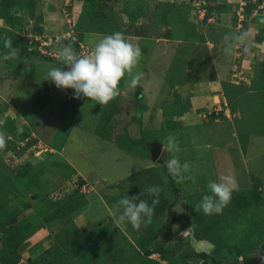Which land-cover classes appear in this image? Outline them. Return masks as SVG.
Wrapping results in <instances>:
<instances>
[{
    "label": "rangeland",
    "instance_id": "374dc122",
    "mask_svg": "<svg viewBox=\"0 0 264 264\" xmlns=\"http://www.w3.org/2000/svg\"><path fill=\"white\" fill-rule=\"evenodd\" d=\"M16 2L0 0V132L6 136L0 150V255L19 253L16 264H261L264 49L257 47L255 18L264 12V0H56L46 8L58 12L51 18L61 21L56 30L44 28V0H24L13 13L9 4ZM214 10L233 12V33H249L247 51L237 45L227 54L224 42L213 48L216 28L204 20ZM116 32L142 49L133 69L143 73L137 85L126 74L119 95L101 106L46 79L52 67L67 70L57 59L62 45L72 42L82 54ZM144 37L173 42V58L146 54L152 45ZM9 38L19 52L5 58ZM42 42L49 55L37 50ZM210 53L218 57L221 76L232 56L244 57L243 69L234 62L226 78L238 85L221 86L225 76L212 75ZM22 59H29L23 68ZM154 63L164 73L157 75ZM147 67L153 76H146ZM210 94L215 96L207 104ZM194 96L206 98L194 104ZM169 136L179 151L167 150ZM153 142L160 144L156 160L149 154ZM172 155L191 166L185 175L195 182L173 179L164 166ZM226 173L239 191L222 212L194 211L209 192L208 181L219 182ZM250 173L257 189L250 190ZM153 185L161 192L151 223L116 228L114 204ZM142 198L152 204V197ZM40 228L46 235L34 237Z\"/></svg>",
    "mask_w": 264,
    "mask_h": 264
},
{
    "label": "clouds",
    "instance_id": "9594fccd",
    "mask_svg": "<svg viewBox=\"0 0 264 264\" xmlns=\"http://www.w3.org/2000/svg\"><path fill=\"white\" fill-rule=\"evenodd\" d=\"M248 37L247 31L239 34H226L223 37L224 51L227 54H232L237 45L247 51L245 45ZM5 47L10 49L5 58L13 57L19 52L18 48L11 47L10 38L5 41ZM142 54L139 45L129 42L119 32L93 41L89 54H77L72 42H69L61 46L57 56V59L67 66V70L64 67H52L49 69L46 79L54 83L58 89H73L77 99L82 94L103 106L119 95L118 85L126 74L131 77L133 86L139 83L143 73H133V69L138 66ZM5 147L6 136L0 132V150ZM167 150L170 153L179 151L178 141L172 136L168 137ZM164 166L177 182L185 180L195 182L194 176L185 175L191 172V166L187 162L181 164L175 155H172ZM237 187L236 179L231 173L222 174L219 177V182L209 180L207 184L209 192L193 205L194 211L197 213L202 211L205 215L220 214L231 201L232 193L237 190ZM160 192L161 188L158 185H153L146 190H141L138 195L122 197L114 204L110 213L112 224L118 229L128 223L137 230L141 224L147 227L151 223L155 208L159 203ZM146 195L153 198L151 205L142 198ZM259 258L261 264H264V255H260Z\"/></svg>",
    "mask_w": 264,
    "mask_h": 264
},
{
    "label": "crops",
    "instance_id": "0c3cea01",
    "mask_svg": "<svg viewBox=\"0 0 264 264\" xmlns=\"http://www.w3.org/2000/svg\"><path fill=\"white\" fill-rule=\"evenodd\" d=\"M22 1H24V0H17L16 4H13V5L9 4V8H11V11H13V13H15L17 11L16 10V7H15L16 5L21 10V7L23 5L22 4ZM44 2H45V6L44 7H41L42 10H44V8H45L44 13L42 14V21H43V24H44V28L45 29H52V30H56L57 28H60L61 21L59 20V18L58 19H55L54 21H51V18L52 17H54L55 15L57 17V13L58 12L57 11H54V10L50 11L49 9L46 10L47 7H51V6L53 7L54 6L53 4H56V0H44ZM257 7L259 9V7H261L260 4H258ZM210 12L208 14L209 17L207 16V18L204 21L206 22V25L208 23H212L214 26H212L210 24L208 26H212V27H215L216 28V33L214 34L213 41H212V39H210L211 42H212L211 45L213 44V46H214L213 48H215L217 44H223L222 42H224V41H220V40H223V37L226 35V33H233L234 28H235V25H234L235 23L233 21V15L234 14H233V12L231 10H223V11H215L214 10V11H210ZM211 20H212V22H209ZM255 20H256V26H257L256 29H258L256 31L260 34L259 35L260 36L259 38L261 39V41H259L257 47L259 48L260 46H263L262 48L264 49V12L262 11V14L261 15L258 14L257 17L255 18ZM237 26H239V25L237 24ZM217 30L219 31V33H218ZM221 34L223 35V37H219V36H221ZM94 37H96V36H94ZM132 37H134V39L136 38L137 40L140 39V37H136V36H132ZM144 38L146 39V41H148L149 44L151 43L150 45H152V50L151 51L149 50V52H147L146 54L151 55L153 53H156V56L158 57V59L161 58V57H164L168 61L173 58V56H174V54H173L174 53L173 48H175V46H176V45L173 44V42H171L170 40L166 39L165 37H158V38H155V40H153L150 37H144ZM129 39H130V37H129ZM250 42H251V47H252V45H256L257 44V39H256V41L255 40H252ZM261 43H262V45H261ZM213 48H210V50L213 49ZM258 48H256V49H258ZM0 53H2L1 50H0ZM215 57L218 58L216 56V54H214V53H210L209 54V62H210L211 69L213 71L212 72V75L213 76L215 75V77H217V80H218L219 77L222 78V77L225 76V74L223 76H221L220 73L218 72V69L215 68V62H216L215 61ZM261 57H264V52L263 51L261 53ZM243 58H241V60H238L237 61L232 56L231 62L229 63V69H228L227 75L224 77V79H220L219 80V82L221 83V86H223V88H225V87H228L229 88L230 87V89H232L234 87V85H238L237 81H234V80L233 81H230V80H228L226 78L229 77L230 76V73L233 72V68H234L233 65H235L234 62H236V64L239 63V66H242L241 68L243 69ZM25 60H29V59H24V60L22 59V61H20V64H21L22 68H23V66L25 64ZM158 61L159 60H156V62H158ZM156 65H158V64H155L154 63V66L156 67V69H158L159 68V65L158 66H156ZM145 70H146V76H149V77L150 76H153V74H155V72H156V71H153L150 67L145 68ZM157 71H160L159 73L156 72L157 75H161L162 73H164L162 68H159V70H157ZM240 71L243 74V71L242 70H240ZM233 73L231 75H233ZM123 84H124V81H123ZM226 85H228V86H226ZM48 89H51V88L49 87ZM45 91H48L47 90V86H46ZM214 96H215V94H213V95L210 94L209 97L207 96V99H208L207 104L210 101H211L210 103H212ZM35 97L42 98L41 95H37V94H35ZM204 98H206V96ZM204 98L203 97H196V96H194L192 102L194 104H196V103H198V101L200 99H204ZM3 101H4L5 104L8 105L9 102L7 100L4 99ZM204 102H206V99H205ZM11 103L13 105H20V104L15 103L14 101H12ZM44 105H45V103H44ZM229 120H226V121H229ZM231 121L232 120H230L229 122L231 123ZM233 121H235V120H233ZM34 132L35 131L33 129L31 133L33 134ZM40 152H41V150L37 151L35 153V156L38 155V153H40ZM71 167L74 168L73 166H71ZM38 235L39 236H41V235L45 236L46 235V230L40 228V229L37 230L36 234H34L33 236L34 237H37ZM202 247L205 248L206 246H202Z\"/></svg>",
    "mask_w": 264,
    "mask_h": 264
},
{
    "label": "trees",
    "instance_id": "16d2710c",
    "mask_svg": "<svg viewBox=\"0 0 264 264\" xmlns=\"http://www.w3.org/2000/svg\"><path fill=\"white\" fill-rule=\"evenodd\" d=\"M250 180H251V184H252L250 190L257 189L259 187L258 186V180L254 177V175L252 173H250ZM237 191H239V190H237ZM198 255L204 256L205 253L199 252ZM18 258H19V253H16L13 258L7 257L5 255H0V264H16Z\"/></svg>",
    "mask_w": 264,
    "mask_h": 264
},
{
    "label": "water",
    "instance_id": "95a60500",
    "mask_svg": "<svg viewBox=\"0 0 264 264\" xmlns=\"http://www.w3.org/2000/svg\"><path fill=\"white\" fill-rule=\"evenodd\" d=\"M43 85H44V88L46 89V83L45 82H43ZM159 151H160V144L158 142H153L150 146V151H149L150 159L156 160V158L159 154Z\"/></svg>",
    "mask_w": 264,
    "mask_h": 264
},
{
    "label": "built area",
    "instance_id": "2783aa9c",
    "mask_svg": "<svg viewBox=\"0 0 264 264\" xmlns=\"http://www.w3.org/2000/svg\"><path fill=\"white\" fill-rule=\"evenodd\" d=\"M25 29V28H24ZM25 33V32H24ZM23 33V35H25L26 37H30V34L29 33H25L24 34ZM43 45H46L45 44V42H42L41 44H39V46H37V50L39 51V53H42V54H47V55H49L48 53V51L46 52L44 49H43ZM91 52V49L90 50H87V48H83V49H81V53L82 54H89ZM238 79H242V78H240V77H238ZM218 110H220V109H218Z\"/></svg>",
    "mask_w": 264,
    "mask_h": 264
}]
</instances>
